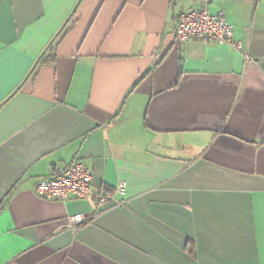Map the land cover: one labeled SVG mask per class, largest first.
<instances>
[{"label": "crops", "instance_id": "0c3cea01", "mask_svg": "<svg viewBox=\"0 0 264 264\" xmlns=\"http://www.w3.org/2000/svg\"><path fill=\"white\" fill-rule=\"evenodd\" d=\"M75 159L125 192L37 194ZM0 264H264V0H0Z\"/></svg>", "mask_w": 264, "mask_h": 264}, {"label": "built area", "instance_id": "2783aa9c", "mask_svg": "<svg viewBox=\"0 0 264 264\" xmlns=\"http://www.w3.org/2000/svg\"><path fill=\"white\" fill-rule=\"evenodd\" d=\"M174 36L184 42L196 39L202 42L230 43L234 48H240L239 41L233 38V25L226 19L222 10L214 13L207 8H187L178 12L174 27ZM92 171L80 159L68 164L53 167L50 174L38 180L35 189L39 196L64 200L69 196L85 198L93 196L100 205L112 202L115 194L125 192L126 183L121 180L113 193L93 192L91 190ZM85 214L82 212L70 214L68 224L82 222Z\"/></svg>", "mask_w": 264, "mask_h": 264}, {"label": "trees", "instance_id": "16d2710c", "mask_svg": "<svg viewBox=\"0 0 264 264\" xmlns=\"http://www.w3.org/2000/svg\"><path fill=\"white\" fill-rule=\"evenodd\" d=\"M68 21H69V20H67V22H68ZM67 22L63 25V27L61 28V30H60L59 33H61V32L63 31V29H64V27L66 26ZM56 38H57V36L55 35V37L53 38V40L50 42L49 46L54 42V40H57ZM51 47H52V46H51ZM51 58H52V55H51V54H48V55L45 56V57H41V56H40L39 59H38V61H41V62H43V61H48V60L51 59ZM187 248H188V250H189L190 252H192V250H193V242H192V241H188Z\"/></svg>", "mask_w": 264, "mask_h": 264}]
</instances>
